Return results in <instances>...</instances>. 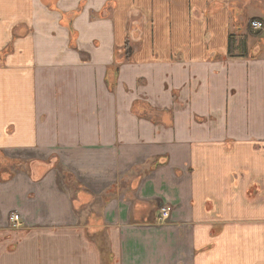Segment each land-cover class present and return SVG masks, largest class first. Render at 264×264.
<instances>
[{"label": "crops", "instance_id": "1", "mask_svg": "<svg viewBox=\"0 0 264 264\" xmlns=\"http://www.w3.org/2000/svg\"><path fill=\"white\" fill-rule=\"evenodd\" d=\"M133 2L0 0V264H264V0Z\"/></svg>", "mask_w": 264, "mask_h": 264}, {"label": "trees", "instance_id": "2", "mask_svg": "<svg viewBox=\"0 0 264 264\" xmlns=\"http://www.w3.org/2000/svg\"><path fill=\"white\" fill-rule=\"evenodd\" d=\"M257 19H252L250 22L252 21H256ZM259 21V20H257ZM250 22H249V31L250 34L252 35V29L250 27ZM255 31V30H254ZM260 32V31H257ZM254 36H258L259 33H255L253 34ZM236 39H234V35L230 34L229 36V42H228V56L229 57H246L247 55V50H246V40H239L237 43L235 41ZM124 56H125V60L129 61L130 55H131V48L129 43L126 41L124 44Z\"/></svg>", "mask_w": 264, "mask_h": 264}, {"label": "rangeland", "instance_id": "3", "mask_svg": "<svg viewBox=\"0 0 264 264\" xmlns=\"http://www.w3.org/2000/svg\"><path fill=\"white\" fill-rule=\"evenodd\" d=\"M127 2H129V0H126ZM138 3H140V0H136V2H133V4H132V7L131 8H137V6H138ZM124 6V5H123ZM123 6H122V8H123ZM23 8V7H22ZM124 8H125V6H124ZM123 8V9H124ZM133 14H134V12H133ZM136 18V17H135ZM135 20V19H134ZM254 31V30H253ZM252 31V32H253ZM23 32V30H21V33ZM254 33H257V32H255L254 31ZM20 34V33H19ZM22 35V34H21ZM249 39L250 40H252V38L251 37H249ZM129 40V39H128ZM131 41L129 40L128 41V43H130ZM123 61H124V58H123ZM122 62V61H121ZM117 78H118V76H117V70L115 71V72H113V71H111V72H108V76L106 77V84H107V86H108V88H110V89H113V87L116 85V82H117ZM158 160H154L153 162H152V164H151V167L152 168H154V167H156V165L158 164ZM54 167H56L57 168V170H58V172H60V168H59V165L57 164V163H54Z\"/></svg>", "mask_w": 264, "mask_h": 264}, {"label": "built area", "instance_id": "4", "mask_svg": "<svg viewBox=\"0 0 264 264\" xmlns=\"http://www.w3.org/2000/svg\"><path fill=\"white\" fill-rule=\"evenodd\" d=\"M250 27L252 30L262 31L264 29V23L257 20L252 21L250 22ZM166 218H167V212L165 210H162V214L159 221H165ZM10 220L12 222V228H16L19 226V216L17 214H12Z\"/></svg>", "mask_w": 264, "mask_h": 264}]
</instances>
